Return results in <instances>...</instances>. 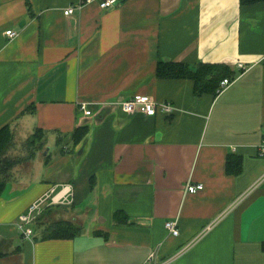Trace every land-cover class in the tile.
Returning <instances> with one entry per match:
<instances>
[{"label": "crops", "instance_id": "crops-1", "mask_svg": "<svg viewBox=\"0 0 264 264\" xmlns=\"http://www.w3.org/2000/svg\"><path fill=\"white\" fill-rule=\"evenodd\" d=\"M75 1L0 0V128L46 135L0 194L10 264H264V1L120 0L102 9L93 0L64 14ZM169 61L225 63L235 78L195 95L191 79L157 76ZM134 94L174 109L126 113L118 102ZM227 157L240 158L238 172ZM187 182L203 187L189 192ZM62 184L72 191L43 211V226L63 219L78 231L44 238L33 226L23 237L17 216Z\"/></svg>", "mask_w": 264, "mask_h": 264}, {"label": "trees", "instance_id": "trees-1", "mask_svg": "<svg viewBox=\"0 0 264 264\" xmlns=\"http://www.w3.org/2000/svg\"><path fill=\"white\" fill-rule=\"evenodd\" d=\"M264 0H240L242 4H251ZM156 74L160 78H188L193 81V92L195 95L202 93L217 94L216 90L220 81L223 78L232 80L235 78L233 70L225 63H205L199 62L195 65H189L183 62H158L156 66ZM87 129L85 125L78 126L74 130L73 137L75 143H79L85 137ZM45 132L41 129H36L32 133L30 146H33L31 156L35 155V151L45 145L44 137ZM37 135V136H36ZM61 136L58 137V143L61 140ZM12 142V131L8 126L0 128V194L3 191L8 171L17 163L7 156V151ZM240 158L235 157L231 165L230 157L226 160V169L228 171L238 172L240 169ZM52 205V204H51ZM50 206H46L43 211L51 210ZM36 217L33 226L36 229L41 230L42 237H70L78 231V227L69 220H56L49 223H45L43 226L42 213ZM262 249H264V243H262ZM7 252L1 248L0 243V259L5 257Z\"/></svg>", "mask_w": 264, "mask_h": 264}, {"label": "built area", "instance_id": "built-area-1", "mask_svg": "<svg viewBox=\"0 0 264 264\" xmlns=\"http://www.w3.org/2000/svg\"><path fill=\"white\" fill-rule=\"evenodd\" d=\"M93 0H77L72 4L68 5L64 10V14H69L79 9L84 4L92 2ZM120 3V0H98V5L102 9H109L111 7L117 6ZM5 34L9 37H14L16 32L7 29L5 30ZM240 67L241 64L239 65ZM231 80L227 78H223L219 86L216 90L217 93L221 92L225 89ZM120 108L126 113L139 112L147 116L154 115L156 112H162L164 114H170L174 107L172 103L168 100L164 101H156L151 96L147 94H134L127 99L121 100L118 102ZM81 109L84 114L88 115L91 113L90 109L86 107L84 103H81ZM260 154H264V139H262L261 144L259 146ZM203 187L202 183H186V190L189 192H194ZM72 191V188L69 184H62L59 190L55 191L54 187H51L47 192L38 197L35 201H33L23 212H21L17 216V227L21 232L23 237H30L33 234V224L36 217L44 210L45 206H48L52 203L64 202ZM220 216L215 218L214 220L207 223L203 229L183 248L178 250L176 255L183 252L188 246L194 243L198 238L203 236L207 231H209L213 225L218 221ZM165 228L172 235L178 234L177 222L175 220H166L164 223ZM154 258V253H150V259ZM167 260L161 263L154 264H165Z\"/></svg>", "mask_w": 264, "mask_h": 264}, {"label": "rangeland", "instance_id": "rangeland-1", "mask_svg": "<svg viewBox=\"0 0 264 264\" xmlns=\"http://www.w3.org/2000/svg\"><path fill=\"white\" fill-rule=\"evenodd\" d=\"M32 137H33L32 134L29 136L28 135L22 136V135H18L17 133H12V142H11V145H10L8 151H7V156L10 157L12 160L17 161V163L8 171L7 176H6L7 180L10 176L11 170L14 167H16L17 165H20V164H27L30 161V159L33 157V156H31L33 146L29 145ZM41 139H45V141H46V135L44 134V137ZM65 140H66V138H65ZM43 147H44V145L40 149H38L37 151H41L43 149ZM71 149L74 150L73 152H75V153H77V151H78L74 147H71ZM37 151H35V152H37ZM45 220H47V219H45ZM1 248L7 252V255L0 259V264H10V262L15 261L17 259L16 255H14V256L10 255L12 253L8 249H5V247L3 245L1 246Z\"/></svg>", "mask_w": 264, "mask_h": 264}, {"label": "water", "instance_id": "water-1", "mask_svg": "<svg viewBox=\"0 0 264 264\" xmlns=\"http://www.w3.org/2000/svg\"><path fill=\"white\" fill-rule=\"evenodd\" d=\"M81 150H82V148H80V149L77 151V153H80V152H81Z\"/></svg>", "mask_w": 264, "mask_h": 264}]
</instances>
